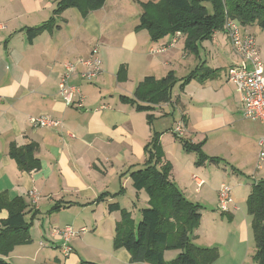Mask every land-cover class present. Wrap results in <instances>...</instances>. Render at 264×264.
<instances>
[{
  "label": "crops",
  "instance_id": "1",
  "mask_svg": "<svg viewBox=\"0 0 264 264\" xmlns=\"http://www.w3.org/2000/svg\"><path fill=\"white\" fill-rule=\"evenodd\" d=\"M59 1L0 0V194L23 211L26 221L33 217L29 229L31 242L15 246L4 256L9 264H46L45 256L51 251L62 253L59 244H40V240H46L41 220L47 217L55 221L64 216L76 224L83 216H96L100 207L102 213H110L106 208L116 203L121 209L130 210L137 223L135 217L139 218L140 210L147 207V194L133 188L129 174L143 166L144 148L154 132L159 134L161 149L164 139L171 132L174 134L172 128L179 123L186 126L187 139L193 144L201 138L204 146L224 145L221 138L225 132L249 142L251 139L255 151L247 148L241 152L242 161L236 163V168L231 167V178L241 180L248 170L254 169L252 164L257 161L262 126L243 118L242 103L227 80L226 72L236 57L224 31L215 32L210 41L200 44L202 52L211 60H201L200 48L195 56L183 47L186 58L193 60L188 65L193 67L191 72L200 66L216 70L211 76L192 79L190 84L194 89L190 90L189 98L175 93L176 103H186V118L179 115L173 99L171 103L156 105L151 112H138L130 103L122 102L121 97L133 98L135 88L145 77L158 80L169 73L171 64L178 60V50L172 46L178 43L181 34H175L171 41L165 37L157 42L146 39L140 42L135 35L141 32L117 39L110 14L118 8L120 0H107L100 9L86 15L75 8L55 12ZM48 22L52 25L49 30L29 39L28 29ZM247 28L242 31L252 34ZM95 47L101 72L92 82H86L82 78L86 68L79 62L88 59ZM257 48L264 66V55L258 44ZM67 63L76 65L68 83L80 91L81 108L75 104L67 106L59 94L58 81ZM121 66L124 71L118 75ZM147 114L153 116L150 124ZM42 115L60 121L61 126L31 127L28 119ZM250 126L256 128L255 132ZM29 144L35 145L34 157L39 161L37 168L30 171L19 167L9 155L12 146L20 148ZM219 157V163L225 164L221 154L212 156L218 160ZM31 165L33 162L29 161L27 166ZM261 167L258 166L259 170H263ZM121 174L126 176L120 177ZM193 181L196 186L204 182L198 176ZM117 187L127 193L126 201L130 205L126 201L122 203L124 197L120 194L115 195ZM32 190L39 194L35 207L28 197ZM220 213L231 215L228 210ZM7 217V207L0 205V224ZM249 219L244 217L219 244L215 235L202 240L195 238L194 243L204 248L217 244L219 255L213 264H255ZM84 243L86 238L74 245ZM115 254L118 256L112 264H147L131 262L130 254L123 249ZM72 256L71 253L64 257L69 261Z\"/></svg>",
  "mask_w": 264,
  "mask_h": 264
},
{
  "label": "trees",
  "instance_id": "2",
  "mask_svg": "<svg viewBox=\"0 0 264 264\" xmlns=\"http://www.w3.org/2000/svg\"><path fill=\"white\" fill-rule=\"evenodd\" d=\"M106 1L60 0L55 12L75 8L82 15H86L100 9ZM210 1L211 13L198 0H160L156 5L153 1L142 3V12L135 30L146 29L152 42L167 35L182 34L185 36L184 50L195 56L198 55L201 42L210 40L215 32L224 31L226 34V22H235L241 29L256 24L264 31V0ZM51 26L48 22L28 29L29 39L41 31L49 30ZM123 71L121 66L117 74L121 75ZM215 72L216 70L200 66L181 81L180 90L192 79H202ZM176 82L172 72L158 80L145 77L135 88L133 98L121 97V101L130 103L138 112H151L156 105L171 101ZM146 117L150 124L153 116L147 114ZM174 136L178 137L175 132ZM178 138L181 140V137ZM181 142L188 150L199 152L201 158L206 157L200 151L201 144L195 145L190 140ZM35 149L34 144L20 148L12 146L9 155L19 167L30 171L36 169L39 162L34 157ZM144 151L146 159L143 166L132 171L129 177L136 191L143 190L147 194L149 205L140 210L137 223L118 204L108 205L109 212H120V220L116 223L114 233L115 249H125L133 263L213 264L219 255L218 249L199 247L194 243V232L198 229L200 219L198 207L188 203L170 181V166L158 165L161 147L157 132L152 134ZM29 161L33 165L27 166ZM219 161L210 158V162ZM0 205L6 206L8 211L7 219L0 224V264H9L3 257L15 246L31 242L29 229L33 217L26 221L23 211L8 202L3 194H0ZM246 206L248 215L251 216V232L255 244L252 259L255 264H264V181L255 182L251 186ZM168 249L177 250L179 253L173 261L166 263L163 252Z\"/></svg>",
  "mask_w": 264,
  "mask_h": 264
},
{
  "label": "rangeland",
  "instance_id": "3",
  "mask_svg": "<svg viewBox=\"0 0 264 264\" xmlns=\"http://www.w3.org/2000/svg\"><path fill=\"white\" fill-rule=\"evenodd\" d=\"M150 1H153L155 5L159 4L160 2V0L118 1V8H116V10L110 14L111 17H113L117 39H125L127 37L133 36L135 32H141L135 35V37L140 40V42H143L144 39L151 41L149 33L146 29H140L138 31L135 30V27L139 21V15L142 12V3L146 4ZM198 1L209 11V13H211L210 0ZM154 8H156V6ZM247 27V30L255 35V40L258 44L259 50L261 51V54L264 55V31H262L256 24ZM173 36L174 35H167L165 39L171 41ZM201 44L203 43L201 42ZM184 45L185 36L181 34L178 37V43L172 46V49L178 50V60H176L174 64H171L169 70V72H172L177 80L172 91V99L175 102L173 100L172 101L174 102L173 104H176L177 108L179 109L180 116H184V114L187 115L186 103L183 101L182 102L184 104L180 102L176 103L175 93L180 94L181 97L189 98L188 94L190 90L194 89V86L190 84L192 82L191 80L184 85L182 90H180L181 81L184 80L193 69L192 66H188L193 62V60L191 58H186L185 54L183 53ZM225 50L229 51L228 48H225ZM200 52L201 60H211L209 55H205L202 52L201 48ZM211 54L215 57L216 61H218V56H216V53L212 51ZM202 63L205 62L202 61ZM212 64L214 65V63ZM115 91H117V89H115ZM250 124L253 123L249 122V125ZM182 127L186 136L182 133L184 136L178 137H181L182 141H186L188 140L186 126L182 124ZM176 128L177 125H174L172 130L175 131ZM250 129L255 132L256 128L250 126ZM178 137L174 136V134L171 132V134L164 139L162 142V149L160 151V163L158 165L164 166L165 164H168L170 166V181L173 182V184L177 187L178 191L188 203L198 207L200 219L198 229L194 232L195 238H200L202 240L204 237L215 235L214 237L217 239L216 243L219 244L220 242L224 241L229 231H233L240 224V222L242 223L244 221V217L247 219L250 218L249 220H251V216L248 215L246 206L247 197L251 188L248 187L247 184L252 186L255 182L264 181V162L260 164V166H262L261 169L263 170H259L258 149L257 161L256 163L252 164L254 169L248 170V174H246L245 177H242L241 180L235 177L231 178V167L234 166V168H236V163L242 161L241 152L247 151V148H250V150L253 152L255 151L254 144L251 145V139L249 142L237 134L225 132L221 138V140L225 142L224 145H214L211 143L210 146H204V139L200 138L198 141L194 142V144H201L200 151L204 156H206L205 158H201L199 152L194 149L188 150ZM220 154L225 158V164L219 162H210V158H212V156L216 157L220 156ZM219 160L221 161L220 157ZM249 163V165H251L252 160H250ZM124 175L125 174H121L120 177ZM195 176L200 177L204 181L202 185H195L193 181ZM222 184L228 186L231 190L230 197L232 203L228 206V212H230L231 215H228V213H220L221 211L218 209L219 200L217 194ZM116 189L119 190L114 192L115 195L117 196L120 194L121 197H124L121 199L122 203L125 204L126 198L128 197L127 193L122 192V187H117ZM148 201L149 197H147V207L149 205ZM126 202L128 205H130L129 201ZM143 206H145V204H143ZM234 206H236V209ZM130 207L132 210V206ZM126 211L130 213V210ZM47 218L41 220L42 226L45 229L44 235H46V240H40L42 242L40 243L41 245L43 244L47 246L49 242L62 245L63 241L61 237L55 236L54 231L57 230L59 232H63L67 226L76 233V236L72 239L71 253L73 256L69 257V261L65 260V257L62 255L60 250H54L51 252L49 251L50 253L45 256L47 259L46 264H112L114 262L113 258L118 256V254H115L118 249H115L114 246V233L116 223L118 220H120V212L113 211L110 213H102V208L100 207L96 216H83L76 224L72 223L69 218L64 216H59L58 220L55 221L50 217ZM138 220L139 218L135 217V221L138 222ZM74 227H77V229ZM84 238H86V243L74 245L80 239ZM216 247L217 244L206 248ZM125 252L127 251L125 250ZM178 253L179 252L174 249L165 250L163 252L164 261L166 263L173 261L177 257Z\"/></svg>",
  "mask_w": 264,
  "mask_h": 264
},
{
  "label": "built area",
  "instance_id": "4",
  "mask_svg": "<svg viewBox=\"0 0 264 264\" xmlns=\"http://www.w3.org/2000/svg\"><path fill=\"white\" fill-rule=\"evenodd\" d=\"M225 30L232 52L236 57V60L226 72L227 80L234 86L242 103L243 118L258 122L262 126L263 131L258 140V166H260V164L264 162V66L259 57L255 37L251 33L242 31V29L232 21L226 22ZM172 43H176V41L173 40ZM79 63L86 68L82 73L83 80L91 82L101 72L98 48H93L90 57ZM64 70V73L58 81L59 94L67 106L76 104L78 108H81L83 106V100L80 96V91L70 86L68 83L69 78L76 71V65L74 63H67L64 65ZM74 97H77L76 102H74ZM28 122L33 128L53 129L61 126L60 121L54 120L46 115L31 117L28 119ZM182 128V124L179 123L174 132L178 136H182ZM230 192V188L222 184L217 194L219 211L227 212L228 206L232 203ZM28 197L31 205L35 207L39 199L38 192L32 190L28 193ZM54 235L61 237L63 241L61 245L62 254L68 256L71 253V243L76 233L67 226L63 232L55 230Z\"/></svg>",
  "mask_w": 264,
  "mask_h": 264
}]
</instances>
